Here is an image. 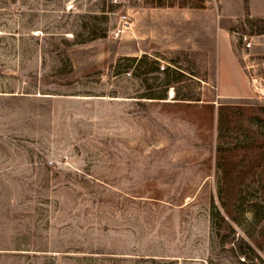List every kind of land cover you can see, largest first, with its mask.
Returning a JSON list of instances; mask_svg holds the SVG:
<instances>
[{"label":"rangeland","instance_id":"1","mask_svg":"<svg viewBox=\"0 0 264 264\" xmlns=\"http://www.w3.org/2000/svg\"><path fill=\"white\" fill-rule=\"evenodd\" d=\"M254 79L264 0H0V264H264V166L228 225L217 165L222 104L264 133Z\"/></svg>","mask_w":264,"mask_h":264},{"label":"trees","instance_id":"2","mask_svg":"<svg viewBox=\"0 0 264 264\" xmlns=\"http://www.w3.org/2000/svg\"><path fill=\"white\" fill-rule=\"evenodd\" d=\"M234 105L222 104L218 110V148H217V165L219 168L223 167L222 180L223 185L220 188L221 204L223 206L224 215L220 216L224 223L229 225V221L236 220L237 204L240 195V190L237 184L244 178V170L236 168L240 165L253 167H262L264 163V133L259 131H253L251 137H253L247 144L241 145L238 142H234L232 145L227 144L225 140H228V133L236 128L237 120L236 110L233 109ZM238 107V106H237ZM240 110H247L250 115V121L260 126H264V117L260 112L262 109L255 105H241ZM227 144V145H226ZM244 154V157L250 156L251 161L249 164H245V161L239 155ZM234 169V170H233ZM264 240V229L259 237L255 239V244L258 247L262 246Z\"/></svg>","mask_w":264,"mask_h":264},{"label":"crops","instance_id":"3","mask_svg":"<svg viewBox=\"0 0 264 264\" xmlns=\"http://www.w3.org/2000/svg\"><path fill=\"white\" fill-rule=\"evenodd\" d=\"M225 50H226L225 52L229 56V58H231L234 61V63H235V65H236L235 66V69L238 71L239 78L241 79L242 84L243 85L244 84L250 85V81H249L247 75L242 72V66H241V64L237 61V59L234 56H232V55L229 54L228 49H225ZM230 86H231L230 87L231 92H230V90L227 91V88H224L225 92H221V95L222 96H224V97H245V96H247L249 94V92H247V91L245 92L236 83H233ZM246 89H247V87H246Z\"/></svg>","mask_w":264,"mask_h":264},{"label":"built area","instance_id":"4","mask_svg":"<svg viewBox=\"0 0 264 264\" xmlns=\"http://www.w3.org/2000/svg\"><path fill=\"white\" fill-rule=\"evenodd\" d=\"M68 9L71 10L75 7V3L72 2L69 4ZM122 20V32L127 31L131 28V17L128 13H124L121 15ZM244 40L247 42V47L251 46V42L249 41L248 37H244ZM253 85L255 87L256 92L258 93V99L264 100V84H262L259 80L254 79Z\"/></svg>","mask_w":264,"mask_h":264},{"label":"bare ground","instance_id":"5","mask_svg":"<svg viewBox=\"0 0 264 264\" xmlns=\"http://www.w3.org/2000/svg\"><path fill=\"white\" fill-rule=\"evenodd\" d=\"M171 95H172V96L174 95V90L171 91Z\"/></svg>","mask_w":264,"mask_h":264}]
</instances>
